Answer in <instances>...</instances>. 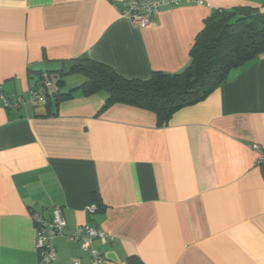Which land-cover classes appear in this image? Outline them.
<instances>
[{
  "label": "crops",
  "instance_id": "crops-1",
  "mask_svg": "<svg viewBox=\"0 0 264 264\" xmlns=\"http://www.w3.org/2000/svg\"><path fill=\"white\" fill-rule=\"evenodd\" d=\"M200 1L135 28L124 0H0V87L25 96L51 82L46 104L0 105V264H44L31 213L55 207L67 226L50 264H92L68 239L82 225L113 237L94 242L106 264H264V54L163 127L137 107L103 110L107 94L83 95V76L59 82L83 58L130 79L181 73L215 11L264 12L262 0Z\"/></svg>",
  "mask_w": 264,
  "mask_h": 264
},
{
  "label": "trees",
  "instance_id": "trees-1",
  "mask_svg": "<svg viewBox=\"0 0 264 264\" xmlns=\"http://www.w3.org/2000/svg\"><path fill=\"white\" fill-rule=\"evenodd\" d=\"M262 54L264 12L239 7L215 11L206 19L191 49L190 64L181 73L154 72L149 79H130L109 66L83 58L73 60L68 71H61L59 82L67 75H81L85 81L78 89L83 95L107 94L103 110L115 104L137 107L155 113L158 125L163 127L178 110L204 100L225 84L231 70ZM56 97L58 103L73 95Z\"/></svg>",
  "mask_w": 264,
  "mask_h": 264
},
{
  "label": "built area",
  "instance_id": "built-area-1",
  "mask_svg": "<svg viewBox=\"0 0 264 264\" xmlns=\"http://www.w3.org/2000/svg\"><path fill=\"white\" fill-rule=\"evenodd\" d=\"M193 0H124V7L120 11L123 18L128 19L135 28H147L154 25L155 17L161 8L166 6H179L192 3ZM198 3H202L198 0ZM51 82L44 81L40 85H33L27 95H8L0 87V105L8 110L22 108L28 105L46 104L48 89ZM254 149L258 153L257 165L262 170L264 176V149L255 145ZM91 214L98 212V206L93 204L88 207ZM32 219L38 228V239L36 249L40 255L41 262L50 264L57 260V251L54 241L64 236L67 222L59 207L52 210L51 219L46 220L40 211H32ZM70 241L76 242L81 249L88 253L92 264H106L107 258L99 249L94 246L95 241H99L103 246L108 245L113 237L104 230L93 225L78 226L71 235ZM75 264H81L79 259L74 260Z\"/></svg>",
  "mask_w": 264,
  "mask_h": 264
},
{
  "label": "rangeland",
  "instance_id": "rangeland-1",
  "mask_svg": "<svg viewBox=\"0 0 264 264\" xmlns=\"http://www.w3.org/2000/svg\"><path fill=\"white\" fill-rule=\"evenodd\" d=\"M79 75H74V76H70V78H68V85H70V87H72L73 85L76 84V80L77 78H82V76L80 75V77H78ZM83 79V78H82Z\"/></svg>",
  "mask_w": 264,
  "mask_h": 264
}]
</instances>
